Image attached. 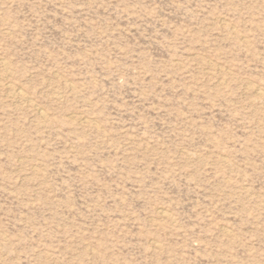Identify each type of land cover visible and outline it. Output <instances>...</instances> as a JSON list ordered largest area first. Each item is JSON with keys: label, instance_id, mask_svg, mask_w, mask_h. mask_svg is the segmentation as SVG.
Returning a JSON list of instances; mask_svg holds the SVG:
<instances>
[{"label": "rangeland", "instance_id": "1", "mask_svg": "<svg viewBox=\"0 0 264 264\" xmlns=\"http://www.w3.org/2000/svg\"><path fill=\"white\" fill-rule=\"evenodd\" d=\"M0 63V264H264V0H0Z\"/></svg>", "mask_w": 264, "mask_h": 264}, {"label": "bare ground", "instance_id": "2", "mask_svg": "<svg viewBox=\"0 0 264 264\" xmlns=\"http://www.w3.org/2000/svg\"><path fill=\"white\" fill-rule=\"evenodd\" d=\"M6 64V63H5ZM5 64H3V63H0V65H1V67H5L6 68V66H5ZM4 70H6V69H3V71ZM13 84V83H12ZM7 87V86H6ZM9 87V86H8ZM8 89V92H10V94L11 95H13L14 97H23L22 96V94H21V92L20 91H18L17 89H15V88H11V86L9 87V88H7ZM24 99V98H23ZM41 115V114H40ZM164 216V215H163Z\"/></svg>", "mask_w": 264, "mask_h": 264}]
</instances>
